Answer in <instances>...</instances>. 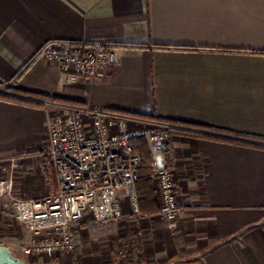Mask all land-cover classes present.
<instances>
[{"label":"crops","instance_id":"0c3cea01","mask_svg":"<svg viewBox=\"0 0 264 264\" xmlns=\"http://www.w3.org/2000/svg\"><path fill=\"white\" fill-rule=\"evenodd\" d=\"M54 41L113 46L117 63L106 78L69 84L56 64L32 62ZM0 92L32 103L0 99V163L24 158L20 197L56 191L43 171L48 122L68 107L25 93L156 115L181 124L171 125L168 145L181 214L126 217L138 260L264 264V0H0ZM158 161L166 166V154ZM35 175L48 190L33 187ZM8 204L0 201V246L14 254L34 236ZM118 223L95 225L116 224L95 238L82 224L88 234L76 236L75 252L42 263L120 264ZM106 236L113 245L99 252Z\"/></svg>","mask_w":264,"mask_h":264},{"label":"built area","instance_id":"2783aa9c","mask_svg":"<svg viewBox=\"0 0 264 264\" xmlns=\"http://www.w3.org/2000/svg\"><path fill=\"white\" fill-rule=\"evenodd\" d=\"M36 61L56 64L69 84L106 78L117 63L113 46L59 41L39 49L32 62ZM170 130L166 123L99 107L68 106L55 114L48 122L45 155L55 192L42 198L17 197L15 182L24 158L17 156L0 163V201H9L14 220L34 236L22 252L30 258L52 260L58 253L75 252V230L82 224H114L126 217L142 220L137 191L142 160L135 152V141L145 142L154 157L152 171L160 216L176 221L181 208L175 171L158 161L168 150ZM119 245L117 254L128 259L125 264L139 261L142 246L138 238L130 239L126 252Z\"/></svg>","mask_w":264,"mask_h":264},{"label":"trees","instance_id":"16d2710c","mask_svg":"<svg viewBox=\"0 0 264 264\" xmlns=\"http://www.w3.org/2000/svg\"><path fill=\"white\" fill-rule=\"evenodd\" d=\"M25 95L32 96L33 98L37 97L42 100H46V101H49L55 104H60V105L83 106L81 103L61 99L58 97L38 96V95L26 94V93ZM0 99L10 101V102H15V103L32 105V103L28 102L27 100L17 99V98L9 97L6 95H0ZM113 112H117V113L124 114V115L135 116L141 119L157 121L160 123H166L169 125H181L180 123L167 121V120L158 118L156 115H138V114L125 113L122 111H113ZM133 146H134L135 152L140 156L142 160V167L139 171V180L137 183V191H138L141 215L143 218L154 217L158 215L160 212L157 200L155 198V190H154V185H153L154 177H153V171H152V164H153L154 157L151 154L145 142L135 141L133 143ZM165 154H166V167L168 169H172L173 160H172L171 149H168ZM43 171H44L45 178L47 181L51 182L54 180L52 169L45 160L43 163Z\"/></svg>","mask_w":264,"mask_h":264},{"label":"rangeland","instance_id":"374dc122","mask_svg":"<svg viewBox=\"0 0 264 264\" xmlns=\"http://www.w3.org/2000/svg\"><path fill=\"white\" fill-rule=\"evenodd\" d=\"M44 160L47 162V164H49V160H48V158L46 157V156H44V158H43V162H44ZM21 172V171H20ZM32 177V179L33 180H37V182H36V184L33 186V187H36V188H38V180H39V178L38 177H36V175L35 176H31ZM153 183H155L154 182V180H153ZM50 185V184H49ZM154 185V184H153ZM155 186H156V184H155ZM154 186V187H155ZM42 188L41 187H39L38 188V190L39 191H44V190H48L47 188H45L44 190H41ZM157 190V187L156 188H154V190ZM156 190H155V198L157 197V193H156ZM39 195H43L42 197H44L45 195H47L46 194V192L45 193H40L39 192ZM16 196L17 197H19V198H25V197H20L19 195H18V193H17V190H16ZM42 197H40V198H42ZM29 198H35V197H29ZM158 204H160V203H158ZM158 207H159V205H158ZM159 209H160V207H159ZM129 219V218H128ZM128 219L127 218H125V219H123L121 222H123V227H125L126 225V223L128 222L129 223V221H128ZM127 221V222H126ZM15 221H11V224L10 225H8L9 226V228H7V231H9V233H13V231H15L14 229L15 228H17L18 226L17 225H15V223H14ZM121 222H119V223H121ZM118 223V224H119ZM117 224V225H118ZM115 226H116V224H115ZM115 226L113 227V228H115ZM104 227V226H103ZM103 227H98V226H93V227H90L89 228V234H92V238H95V237H100L101 235H99V234H105V235H111L113 232V228L111 229V228H108L107 230L106 229H104ZM12 229H13V231H12ZM126 229H127V226L123 229L124 231H123V238H122V240L117 244V245H119V249L120 250H125V252H126V250H129L130 248H129V244H130V239H137V238H134L133 236H132V234L131 233H128V232H126ZM82 230V231H81ZM7 231L6 232H4L3 231V233L5 234V233H7ZM76 232H75V234H76V236H77V239H78V237H79V234H81L80 236V238H84L85 237V235H87L88 234V231H83V229L82 228H76V230H75ZM131 234V235H130ZM111 241V238H110V236H106L105 238H101L99 241H98V249H99V252H107L108 250H110V248L112 247V241ZM24 245H26V242L24 241L23 242V244H22V246H20L19 247V250L18 249H16L15 250V253H14V255H15V257H17V258H19V259H21L22 261H24L25 263H28V264H43L42 262H43V260H46V261H51V262H53L54 261V259H52V260H49V259H44V258H40V257H32V258H30V257H28L27 255H25L23 252H22V247L24 246ZM121 245H123V248L121 247ZM114 247V246H113ZM116 249V251H117V248H115ZM116 253H118V252H116ZM119 257V259H120V264H125L126 263V261H128V259L127 258H121L120 256H118ZM126 260V261H125ZM133 264H144V263H142L141 261H137V262H135V263H133Z\"/></svg>","mask_w":264,"mask_h":264},{"label":"water","instance_id":"95a60500","mask_svg":"<svg viewBox=\"0 0 264 264\" xmlns=\"http://www.w3.org/2000/svg\"><path fill=\"white\" fill-rule=\"evenodd\" d=\"M0 264H28L15 257L13 252L4 246H0Z\"/></svg>","mask_w":264,"mask_h":264}]
</instances>
